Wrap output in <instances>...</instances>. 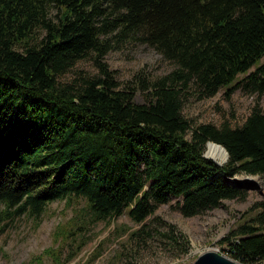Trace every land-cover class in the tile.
<instances>
[{
	"label": "trees",
	"instance_id": "1",
	"mask_svg": "<svg viewBox=\"0 0 264 264\" xmlns=\"http://www.w3.org/2000/svg\"><path fill=\"white\" fill-rule=\"evenodd\" d=\"M126 38L175 68L120 88L105 56ZM89 56L97 74L60 81ZM262 60L264 0H0V234L23 215L40 221L56 200L86 201L88 217L79 210L69 220L74 246L127 209L142 223L172 198L185 217L246 198L234 179H264V110L256 104L236 127L195 126L182 110L193 87L199 98L222 88L226 98L238 89L263 95ZM208 142L227 149L226 163L204 155ZM256 207L222 239L243 264L264 262V200Z\"/></svg>",
	"mask_w": 264,
	"mask_h": 264
},
{
	"label": "rangeland",
	"instance_id": "2",
	"mask_svg": "<svg viewBox=\"0 0 264 264\" xmlns=\"http://www.w3.org/2000/svg\"><path fill=\"white\" fill-rule=\"evenodd\" d=\"M112 39L115 42V38ZM105 60L116 71L115 80L121 83L120 88L138 80L140 73L155 79L175 68L155 48L140 40L127 38L116 42ZM97 73V63L89 56L78 61L60 81L70 83L80 74ZM133 86L137 87V81L133 82ZM144 94L136 88L135 100L144 102ZM256 104L264 110V94L259 96L238 89L226 98L222 88L215 96L199 98L198 91L193 87L184 101L182 114L195 126L227 123L236 127L246 121ZM204 155L215 160L206 154V148ZM235 179L250 180L247 182L246 198L225 199L219 207L193 217H185L175 207L176 198H172L142 223L135 222L127 209L111 221L91 225L86 237L74 246L69 239V220L79 210L88 217L86 201L77 198L71 205L66 200L53 201L48 204L40 221L23 215L0 234V264H193L202 252L212 249L229 256L223 250L228 245L222 243V239L252 219L259 211L256 204L264 200L263 178L243 173ZM168 223L176 225L177 230L186 236L188 246L183 242L176 243L165 235ZM59 226H62L61 230ZM186 247L188 250L184 251ZM48 249L55 251L47 252ZM54 255L59 257L58 261H54Z\"/></svg>",
	"mask_w": 264,
	"mask_h": 264
},
{
	"label": "water",
	"instance_id": "3",
	"mask_svg": "<svg viewBox=\"0 0 264 264\" xmlns=\"http://www.w3.org/2000/svg\"><path fill=\"white\" fill-rule=\"evenodd\" d=\"M217 144L223 146L222 144H219V143H217ZM228 158H229V152H228ZM219 164H221V163H219ZM234 181H235V183L237 184L238 187L247 188L248 189L247 182L250 181V180L234 179ZM193 264H243V263H241V262H239V261H237V260H235V259H233V258H231L229 256H226V255L220 253L216 249H212V250H208V251L202 252L198 256V258L195 260V262Z\"/></svg>",
	"mask_w": 264,
	"mask_h": 264
},
{
	"label": "bare ground",
	"instance_id": "4",
	"mask_svg": "<svg viewBox=\"0 0 264 264\" xmlns=\"http://www.w3.org/2000/svg\"><path fill=\"white\" fill-rule=\"evenodd\" d=\"M206 154L214 158L217 162L223 164L228 160L227 150L217 143L208 142L206 147Z\"/></svg>",
	"mask_w": 264,
	"mask_h": 264
}]
</instances>
